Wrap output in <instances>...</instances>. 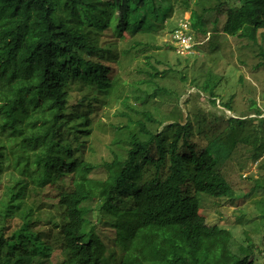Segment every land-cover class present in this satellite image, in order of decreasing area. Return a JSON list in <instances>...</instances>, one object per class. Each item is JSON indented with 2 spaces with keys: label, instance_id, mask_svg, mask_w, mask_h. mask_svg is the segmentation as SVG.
I'll use <instances>...</instances> for the list:
<instances>
[{
  "label": "trees",
  "instance_id": "trees-1",
  "mask_svg": "<svg viewBox=\"0 0 264 264\" xmlns=\"http://www.w3.org/2000/svg\"><path fill=\"white\" fill-rule=\"evenodd\" d=\"M217 2H196L201 13L191 9L200 36L193 39L203 41L208 33L203 16L218 13L233 37L257 45L264 0ZM173 5L0 0V264H257L254 245H236L231 231L208 224L200 202L234 197L222 168L240 148L256 162L264 156V112L256 107L255 118L230 117L215 132L201 123L198 133L191 123L171 124V141L147 126L162 125L147 107L165 102L172 90L159 83L166 71L151 64V55L146 68L137 59L152 28L169 21ZM219 27L214 20L210 33L216 36ZM123 32L130 43L120 49ZM209 45L215 52L218 44ZM260 55L264 60L263 49ZM210 75L201 86L193 82L211 103L220 100L235 112L232 100L216 93L223 78ZM76 93L81 99L72 103ZM113 100L129 110L118 117L132 127L131 147L112 152L103 164L105 178H93L101 167L85 150ZM104 225L114 236L100 233ZM113 243L118 254L110 251Z\"/></svg>",
  "mask_w": 264,
  "mask_h": 264
},
{
  "label": "rangeland",
  "instance_id": "rangeland-1",
  "mask_svg": "<svg viewBox=\"0 0 264 264\" xmlns=\"http://www.w3.org/2000/svg\"><path fill=\"white\" fill-rule=\"evenodd\" d=\"M210 1L218 3L217 0ZM196 2L200 0H174L169 21L158 23L152 28L151 34L146 36L148 38L146 42L150 44L137 59L140 68H146L145 57L151 55V64L161 71H166L159 83L172 90L171 95L165 97V102H168L154 100L155 102L147 107L151 111V117L161 121L162 125L157 127L153 124L154 122H149L147 126L154 131L157 129L158 133L167 135V141H171V135L175 132V129H167V126L171 124L191 123L195 127L194 131L198 133L197 126L201 123L211 127L207 132H215L227 126V120L230 117L255 118L256 107L264 112V66H259L264 61L260 55L261 49L264 50V30L257 34L256 45L233 37L223 16H219L218 13H208L203 16V26L208 32L204 40L193 39L183 43L184 37L192 39L199 36L194 32L191 22V9H197L198 13L202 12V6L195 7ZM217 17L220 27L214 36L211 34V28L214 20L217 22ZM122 35L125 37L120 42V49L126 48L130 43L127 34L123 32ZM144 38L142 35L136 37L139 41H144ZM209 42L218 44L215 52L212 51L215 49L214 45L210 46ZM156 60L161 63H157ZM124 61L127 64L129 58ZM136 64L137 62L130 67L128 65V68L134 69ZM208 75L223 78L222 85L216 93L223 98V102L232 100L235 112L222 107L220 100H217L216 105L211 103L209 95L196 87L193 80L198 79L200 83L198 86H201ZM144 90L147 91V88H142V91ZM149 90L152 92L151 88ZM128 95L129 91L126 96ZM81 96L76 93L71 102L80 100ZM122 100L125 99L119 100L120 103ZM129 103L136 107L137 101L130 98ZM107 106H109L108 109L101 114L102 118L98 120L94 128L93 140L89 142L85 150L88 160L95 166L101 167L96 175H92L93 178L94 176L100 179L105 178L106 169L103 164L113 159L112 152L121 154L131 147L132 127L129 129L123 127L127 124V118L118 117L122 108L124 113H129L128 108L123 107L116 100ZM143 111L144 109L139 107V112ZM138 118L144 119L143 113L138 115ZM133 119H136V116ZM121 121L125 122L120 125ZM105 124H113L120 129L114 130L113 127ZM228 142L230 145V141ZM240 149L241 152L237 157L227 159L222 168L228 183L233 188L234 197L204 199L200 202V214L206 218L208 224L218 225L231 231L236 245L252 243L250 244L254 245L252 257L257 264H264V156L256 162L249 156V152ZM89 219L95 223L96 214L91 213ZM99 227L101 228V225ZM100 233L114 236L113 230L106 226ZM117 248L113 243L110 251L118 254L121 248ZM108 262L113 264L115 260L109 259Z\"/></svg>",
  "mask_w": 264,
  "mask_h": 264
},
{
  "label": "built area",
  "instance_id": "built-area-1",
  "mask_svg": "<svg viewBox=\"0 0 264 264\" xmlns=\"http://www.w3.org/2000/svg\"><path fill=\"white\" fill-rule=\"evenodd\" d=\"M192 37V36H191ZM191 40H193V38L191 39V38H189V39H187L186 37H184L183 38V43H187V41H191Z\"/></svg>",
  "mask_w": 264,
  "mask_h": 264
}]
</instances>
